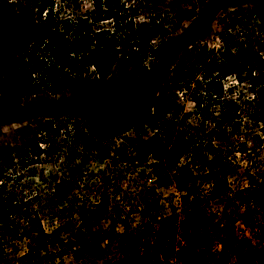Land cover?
<instances>
[{
    "label": "rangeland",
    "instance_id": "1",
    "mask_svg": "<svg viewBox=\"0 0 264 264\" xmlns=\"http://www.w3.org/2000/svg\"><path fill=\"white\" fill-rule=\"evenodd\" d=\"M96 1L54 0L52 16L57 15L59 21L109 9L118 12L123 22L129 18L138 23L165 22L168 34L155 40L158 48L151 53L143 55L133 48L106 80L91 82L92 72L86 71L83 81L89 79L92 93L100 87L113 93L102 99L88 94L84 108L95 114L92 121L82 116L52 118L57 133L45 127L40 114L60 101L78 105L83 93L80 85L51 90L42 87L25 97L0 80V201L9 204L36 196L34 223L27 225L23 219L19 223L20 228L26 227L25 236L16 241L2 236V264H120L114 244L104 241L105 251L97 257L79 252L72 237L80 222L79 210L99 199L109 207L101 223L108 233H130L146 239L163 235L177 249L182 243L181 220L193 204L202 211L199 231L208 237L206 246L196 252L200 263H232L235 243L243 236L250 237L252 246L263 256L264 242L257 237L264 229V189H256L258 194L253 196V189L238 188L246 186L253 176L259 181L264 172V125L255 121L247 105L257 91L264 94V81L259 86L250 82L253 74L248 50L264 38V32L258 31L264 0H101L100 7ZM31 2L0 0V65L30 44L37 25ZM236 15H244L255 24L243 32L250 44L243 48L247 55H240L234 45L239 27L226 23ZM99 27L112 29V22L103 20L95 26ZM210 43L231 46L239 77L217 68V48L211 50ZM185 46L189 57L183 54ZM205 46L209 54L202 57L200 50ZM163 54L169 62L163 67L161 85L155 88L151 86L157 79L154 71ZM178 59L184 64L177 75L172 69ZM59 76H55L56 81ZM38 77L35 73L32 78ZM158 101L159 133L165 145L193 135L181 161L194 163L191 168L197 182L190 180L186 187L177 168H155L149 152L139 146V139L155 132L145 124L144 114L149 104ZM89 131L94 135L92 145L86 138ZM34 139L38 148L33 146ZM211 147L223 149L233 165L231 174L220 183L222 189L213 188V176L204 171L212 159ZM24 155L33 159L25 160V166L21 164ZM55 184L65 189V199L54 195ZM247 209L256 211L251 220L253 232L243 224ZM42 235L45 239L36 244ZM143 243L145 264H179L163 252L155 256L152 244ZM29 247L34 251L28 254Z\"/></svg>",
    "mask_w": 264,
    "mask_h": 264
},
{
    "label": "trees",
    "instance_id": "2",
    "mask_svg": "<svg viewBox=\"0 0 264 264\" xmlns=\"http://www.w3.org/2000/svg\"><path fill=\"white\" fill-rule=\"evenodd\" d=\"M96 2L97 7H100L101 0ZM200 2H203V0ZM54 4V0H32L31 7L34 9L37 25L31 35L30 44L0 65V80L4 82L8 89L25 97L38 93L42 87L51 90L53 88L63 89L80 85L83 93L81 94L82 97H80L82 102L79 101L78 105L72 106L70 102L64 103V101H60L55 105L49 106L48 111L40 114V116L45 118V127L47 126L57 133L58 128L55 127L53 129L52 118L82 116L92 121L95 114L91 113L90 110L88 112L84 108L88 94H92V98L98 99L101 96H108L113 93V90L104 87H100L96 94L92 93L89 90V81H83L85 66H94L100 79L106 80L111 75L117 62L127 57L133 48L136 47L143 55L148 52L151 53L153 52L150 45L151 40L157 35L166 37L168 31L161 22L157 24L149 22L138 23L132 18L123 22L118 12L114 13L109 9L107 11H94L91 14L78 15L75 18L68 17L58 21L57 15L52 16ZM245 18L244 15H236L229 17L226 21L232 27H239L237 35H235L238 40L235 41L234 45L240 49V55H247L248 51L246 52L243 48L245 45L250 46L246 41V34L244 35L243 32L246 33L248 30L255 28V24L252 25V20ZM109 19L112 22V29L95 28L103 20ZM251 25L252 27H250ZM258 31L260 33L264 32V13L258 26ZM210 44L213 45L211 50L217 48L219 53V58L214 54V58L218 62L217 68L223 74L233 73L235 77H239L240 72L235 68L231 46L216 47V43ZM248 50H250L251 54L250 72L253 74L250 82L255 86H259L264 81V38L259 39L256 48L250 46ZM206 52L208 53L207 46L200 50V55L202 57L206 56ZM183 54L189 57L187 46L183 48ZM161 58L163 59L158 66L156 65L157 67H155L154 71L157 79H154L151 85L155 88L161 85L165 74L162 71L163 67L169 62V57L166 54H163ZM174 64L175 66L172 70L174 74L178 75L184 62L182 59H178ZM35 73L39 75L38 80L32 78ZM56 75H60L58 81H56ZM50 83L52 86L49 85ZM144 85L146 84L143 83L142 86L144 87ZM138 90L136 89V91ZM247 105H249L248 111L255 121L264 125V94L257 91L252 98L247 100ZM144 117L147 118L145 124L153 128L155 132L144 140L139 139L138 142L140 149L147 150L155 161L153 166L162 168L165 165H169L177 168L184 187L191 182L190 180L196 181L197 177L193 174L191 168L194 163L181 161L189 151L193 142V135H189L186 140L178 138L170 145H165L159 133L160 127L158 124L161 119L159 101L156 105L154 103L146 107ZM117 132L119 131H114V134ZM86 138L89 144L92 145L94 138L92 132L89 131ZM33 146L38 148L35 139L33 140ZM208 152L212 159L204 171L208 170L213 176V188L222 189L223 185H220V183L231 174L233 165L223 155V149L211 147ZM25 160L32 161L33 159H26L24 155L21 160L23 166H25ZM195 166L198 168V165ZM261 175L259 181L257 180L258 178L256 180L253 179L256 178L253 176L248 180L246 186L242 185L238 189H245L247 192L253 189L252 195L258 194L256 189H264V172ZM53 190L56 197L66 198L65 189H60L55 184ZM35 199L36 196H31L17 202L12 201L9 204L3 200L0 201V247H3L1 238L4 236L12 241L25 236L26 227L20 228L19 223L22 219L27 225L34 223L32 209ZM244 205L245 203H242V206ZM19 206V211H16ZM108 208L107 203L103 199H99L96 204L88 205L79 210L80 222L74 229L72 236L79 252L83 254L90 252L94 256L100 257L101 253L105 251L103 242L108 241L114 244L119 251L118 261L120 264H145L143 255V242L145 241V245L152 244L151 249L155 256L163 252L166 258L173 259L179 264H202L197 259L196 252L199 248L206 246L208 237H203L199 231V222L203 218L202 211L193 204L189 205L187 213L181 220L182 243L177 249L172 244H168L163 235H155L146 239L142 235L130 233H116V231L115 233H108L101 225L104 213L108 211ZM253 213H256L254 209H247L242 218L244 226L249 228L250 232H253L251 227V220L254 221ZM111 234L119 235L112 237ZM145 235H148L147 232H145ZM45 237V235H42L35 243L38 244ZM257 238L264 242V229ZM47 249V246L43 247L44 251ZM33 251L34 249L29 247L28 254ZM4 259L0 250V264L5 263L3 262ZM229 264H264V255L261 256L257 253L252 246L250 237L243 236L236 241L233 262Z\"/></svg>",
    "mask_w": 264,
    "mask_h": 264
},
{
    "label": "built area",
    "instance_id": "3",
    "mask_svg": "<svg viewBox=\"0 0 264 264\" xmlns=\"http://www.w3.org/2000/svg\"><path fill=\"white\" fill-rule=\"evenodd\" d=\"M162 24L164 25L165 28L167 27V23L163 22ZM159 36H160V35H157V36H155V37L151 40L150 45H151L152 49H154V50H156V49L158 48V45H157V43L155 42V40H156ZM225 44H227V43H223V44H222V47L226 46ZM217 57L219 58V53H218V52H217ZM84 71H85V72H86V71H88V72H92V75H91V78H90V79H91V82L101 80L100 77H99V75H98V73L96 72V69H95L94 66H92V65L85 66V67H84ZM88 81H89V79H88Z\"/></svg>",
    "mask_w": 264,
    "mask_h": 264
}]
</instances>
